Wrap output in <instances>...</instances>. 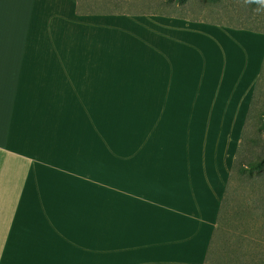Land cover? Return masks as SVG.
<instances>
[{
	"label": "crops",
	"instance_id": "crops-1",
	"mask_svg": "<svg viewBox=\"0 0 264 264\" xmlns=\"http://www.w3.org/2000/svg\"><path fill=\"white\" fill-rule=\"evenodd\" d=\"M87 5L0 0V264H205L264 31ZM104 87L142 119L125 169L110 189L77 191L76 205L22 208L31 159L12 141L20 93L81 101Z\"/></svg>",
	"mask_w": 264,
	"mask_h": 264
},
{
	"label": "rangeland",
	"instance_id": "rangeland-1",
	"mask_svg": "<svg viewBox=\"0 0 264 264\" xmlns=\"http://www.w3.org/2000/svg\"><path fill=\"white\" fill-rule=\"evenodd\" d=\"M87 6L92 11H153L264 30V0H88ZM261 83L236 158L213 264H264V79ZM110 90L104 87L102 96L84 94L81 101L32 100L74 96L20 93L12 141L31 159L22 208L72 206L79 202L77 191L111 188L114 171L117 176L126 167L128 142L142 140V119L129 118L133 103L110 100L125 97Z\"/></svg>",
	"mask_w": 264,
	"mask_h": 264
},
{
	"label": "trees",
	"instance_id": "trees-1",
	"mask_svg": "<svg viewBox=\"0 0 264 264\" xmlns=\"http://www.w3.org/2000/svg\"><path fill=\"white\" fill-rule=\"evenodd\" d=\"M210 22H213V21H210ZM215 23L222 24L220 22H215ZM225 25L234 26V25H230V24H225ZM234 27L244 28V29L254 30V31H264V30H261V29H258V28H250V27H246V26H234ZM263 79H264V61H263V64H262V67H261V70H260V75H259L256 87H255V91H254V94H253V97H252V101H251V104H250V109H249V112H248V115H247L246 123H245L244 129L242 131L240 143H239V146H238L235 158H234V162H233V166H232V170H231V175H230V178H229V181H228V185H227L226 191L224 193V197H223V200H222V204H221L220 210H219V214H218V218H217V222H216V227L214 229V232H213V235H212V238H211V241H210V245H209V248H208L205 264H207L210 261L212 263V256L211 255L213 254V245H214L215 240H217V241L219 240V238H220L219 233L221 232V230H223V213H224L225 206L227 204V196H228L229 189H230V182H231V179H232L233 174L235 172L236 158H237V155H238L241 143H242V139L244 137V133H245V130H246L247 123H248V121H249V119H250V117L252 115L253 106H254V104L256 102L255 99L257 98V94L259 93V89L261 88V85H262L261 82H262ZM238 170H237V172H238Z\"/></svg>",
	"mask_w": 264,
	"mask_h": 264
}]
</instances>
